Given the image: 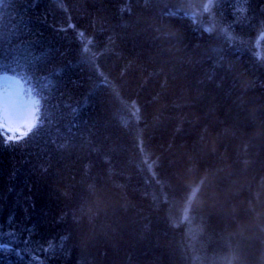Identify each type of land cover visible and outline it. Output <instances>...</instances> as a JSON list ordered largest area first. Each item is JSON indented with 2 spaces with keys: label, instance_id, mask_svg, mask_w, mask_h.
Here are the masks:
<instances>
[{
  "label": "trees",
  "instance_id": "trees-1",
  "mask_svg": "<svg viewBox=\"0 0 264 264\" xmlns=\"http://www.w3.org/2000/svg\"><path fill=\"white\" fill-rule=\"evenodd\" d=\"M0 264H264V0H0Z\"/></svg>",
  "mask_w": 264,
  "mask_h": 264
},
{
  "label": "rangeland",
  "instance_id": "rangeland-1",
  "mask_svg": "<svg viewBox=\"0 0 264 264\" xmlns=\"http://www.w3.org/2000/svg\"><path fill=\"white\" fill-rule=\"evenodd\" d=\"M37 115L36 101L29 99L22 84L9 77H0V122L29 130Z\"/></svg>",
  "mask_w": 264,
  "mask_h": 264
}]
</instances>
